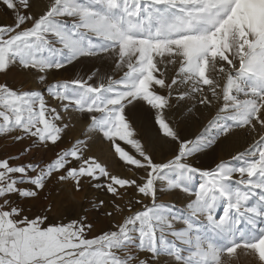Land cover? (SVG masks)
I'll use <instances>...</instances> for the list:
<instances>
[{
    "label": "snow or ice",
    "instance_id": "6c2138e0",
    "mask_svg": "<svg viewBox=\"0 0 264 264\" xmlns=\"http://www.w3.org/2000/svg\"><path fill=\"white\" fill-rule=\"evenodd\" d=\"M241 254L264 264V0H0V264Z\"/></svg>",
    "mask_w": 264,
    "mask_h": 264
},
{
    "label": "rangeland",
    "instance_id": "374dc122",
    "mask_svg": "<svg viewBox=\"0 0 264 264\" xmlns=\"http://www.w3.org/2000/svg\"><path fill=\"white\" fill-rule=\"evenodd\" d=\"M48 3V0H37V8L43 7L44 4ZM4 19L7 21L8 17H4ZM67 26L69 28L72 27V21L71 18L68 19L67 21ZM89 65L88 61H84L81 64L76 66V71H85ZM67 76V74H64ZM216 115V109H209V110H203L202 112H198L196 114V118L190 120L186 124V134L191 136H194L195 134L203 131L204 127L207 125L208 121L213 119V117ZM224 118L221 117L217 123L222 124L224 123ZM214 127V126H213ZM80 129L77 128L72 135L79 134ZM251 140L250 138H242L239 142H234L233 140L225 141L221 144H219L215 148V152L211 154L210 156L207 157H202L197 160V163H201V160L203 161L204 164H209L211 163V160L213 157L215 158H223V159H230L232 156H235L237 152L243 151L244 148L248 146V143H250ZM127 150V149H126ZM235 163L238 165L239 161H235ZM116 171H124L120 166H116L115 168ZM199 181V178H197V182ZM91 195V194H89ZM162 200L168 201L169 197H161ZM171 203L175 205L174 211H178L183 207V201L181 199H175L171 200ZM80 203L84 207H88L87 200H81ZM90 211L94 212L93 219L95 220L97 224V228L104 227L106 220L104 217L103 212H99L98 214L96 213V210L90 209ZM218 211H222L221 209H218ZM238 264H247L246 258L243 256V254L240 255L238 259Z\"/></svg>",
    "mask_w": 264,
    "mask_h": 264
}]
</instances>
